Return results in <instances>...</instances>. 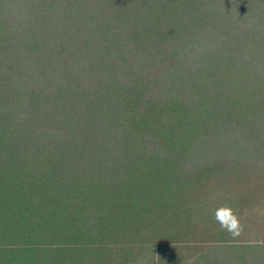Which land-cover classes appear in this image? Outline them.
Wrapping results in <instances>:
<instances>
[{
  "label": "trees",
  "instance_id": "trees-1",
  "mask_svg": "<svg viewBox=\"0 0 264 264\" xmlns=\"http://www.w3.org/2000/svg\"><path fill=\"white\" fill-rule=\"evenodd\" d=\"M0 264H264V0H0Z\"/></svg>",
  "mask_w": 264,
  "mask_h": 264
},
{
  "label": "clouds",
  "instance_id": "clouds-1",
  "mask_svg": "<svg viewBox=\"0 0 264 264\" xmlns=\"http://www.w3.org/2000/svg\"><path fill=\"white\" fill-rule=\"evenodd\" d=\"M238 227V221L233 219L231 225L229 226V231L233 230V229H237ZM238 234V233H237Z\"/></svg>",
  "mask_w": 264,
  "mask_h": 264
}]
</instances>
